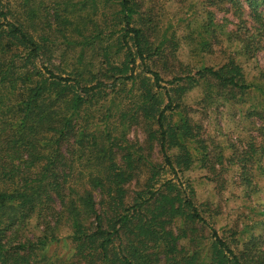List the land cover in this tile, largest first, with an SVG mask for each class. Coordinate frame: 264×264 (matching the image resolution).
Listing matches in <instances>:
<instances>
[{
  "label": "trees",
  "instance_id": "1",
  "mask_svg": "<svg viewBox=\"0 0 264 264\" xmlns=\"http://www.w3.org/2000/svg\"><path fill=\"white\" fill-rule=\"evenodd\" d=\"M217 2L241 23L248 10L256 32L236 39L246 52L258 46L264 54V0ZM44 5L0 0V264H44L63 229L74 248L70 264H264V232L247 224L226 237L209 227L205 259L196 245L179 244L202 237L208 210L191 187L174 181L197 159L207 162L184 98L199 86L229 100L247 93L252 85L239 63L230 56L217 66L178 61L176 31H161L146 0H61L53 8L56 30L67 41L76 35L83 47H100L98 67L66 71L39 28ZM196 45L211 50L207 40ZM128 84L137 94L129 108L121 102ZM138 123L146 146L128 139ZM259 147L248 140L227 159L249 189V172L264 153ZM155 149L160 161L151 158ZM144 171L146 183L130 193L126 184ZM166 172L174 177L162 178ZM257 206L264 231V202Z\"/></svg>",
  "mask_w": 264,
  "mask_h": 264
},
{
  "label": "rangeland",
  "instance_id": "2",
  "mask_svg": "<svg viewBox=\"0 0 264 264\" xmlns=\"http://www.w3.org/2000/svg\"><path fill=\"white\" fill-rule=\"evenodd\" d=\"M217 1L146 0L153 14L161 20V31L167 30L168 37L173 30L176 31L179 37L176 51L178 61L190 67L217 66L230 56L239 63L246 81L252 85L247 93L232 100L215 93L207 96L202 86L192 89L184 98L190 110L188 116L201 127L200 137L207 149V162L204 164L197 159L189 169L178 171L174 181L182 188L191 187L196 203H206L208 210L202 213L207 221L199 232L202 237L198 238L196 244L188 239H181L179 244L188 249L196 245L204 259L208 255L211 227L223 237L229 236L232 230H241L246 224L248 229L254 226V233L264 232L257 224L260 219L257 205L264 202V153L260 157V163L249 172L253 180L251 189L242 184L238 165L227 160L233 152L239 153L248 140H253L259 149L260 145H264V54L263 50L257 49L258 46L252 53L246 52L243 42L236 39L237 36L247 39L251 33L256 32L250 27L253 21L247 16L248 10L244 14L245 23H241L233 10L227 12L224 2ZM43 2L45 5L39 8V14L44 21L39 28L54 42L55 62L66 71L74 65L89 69L98 67V42L83 47L82 38L76 35L72 42L67 41L60 30H56L54 22V3H61V0ZM63 29L61 26V31ZM107 34L104 33L105 36ZM255 38L257 41L258 38ZM197 39L207 40L211 50H201L196 45ZM120 59L117 56L116 60ZM163 78L164 81L168 79L167 75H163ZM164 81L161 83L167 86ZM136 95V88L128 84L126 92L121 94V102L129 108L136 102ZM253 111H260V114ZM145 138L141 123L129 126L130 141L146 146ZM197 157H200L199 154ZM151 158L153 161H160V154L156 149ZM171 177L174 175L170 172L162 175V178ZM146 179L144 171L137 179L129 181L126 189L131 193L143 186ZM178 225L179 222H175L173 227L177 228ZM68 233L67 229L61 230L59 241L46 248L44 254L47 258L42 263L70 264L73 261L74 248L66 237Z\"/></svg>",
  "mask_w": 264,
  "mask_h": 264
}]
</instances>
